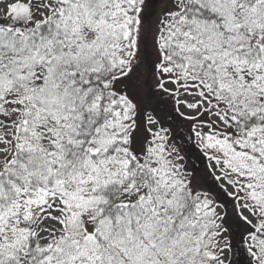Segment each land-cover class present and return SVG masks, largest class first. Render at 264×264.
Instances as JSON below:
<instances>
[{
  "label": "snow or ice",
  "instance_id": "6c2138e0",
  "mask_svg": "<svg viewBox=\"0 0 264 264\" xmlns=\"http://www.w3.org/2000/svg\"><path fill=\"white\" fill-rule=\"evenodd\" d=\"M0 264H264V0H0Z\"/></svg>",
  "mask_w": 264,
  "mask_h": 264
}]
</instances>
